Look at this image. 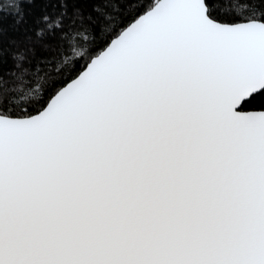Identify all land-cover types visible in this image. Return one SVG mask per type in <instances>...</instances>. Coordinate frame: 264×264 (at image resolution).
Masks as SVG:
<instances>
[{
  "label": "snow or ice",
  "instance_id": "snow-or-ice-1",
  "mask_svg": "<svg viewBox=\"0 0 264 264\" xmlns=\"http://www.w3.org/2000/svg\"><path fill=\"white\" fill-rule=\"evenodd\" d=\"M0 264H264V0H2Z\"/></svg>",
  "mask_w": 264,
  "mask_h": 264
},
{
  "label": "trees",
  "instance_id": "trees-1",
  "mask_svg": "<svg viewBox=\"0 0 264 264\" xmlns=\"http://www.w3.org/2000/svg\"><path fill=\"white\" fill-rule=\"evenodd\" d=\"M0 2H2V0H0Z\"/></svg>",
  "mask_w": 264,
  "mask_h": 264
}]
</instances>
